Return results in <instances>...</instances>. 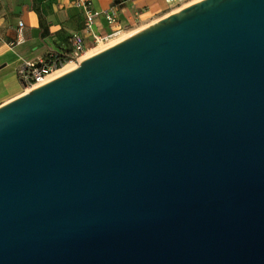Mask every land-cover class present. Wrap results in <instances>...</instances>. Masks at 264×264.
I'll use <instances>...</instances> for the list:
<instances>
[{"label": "water", "instance_id": "water-1", "mask_svg": "<svg viewBox=\"0 0 264 264\" xmlns=\"http://www.w3.org/2000/svg\"><path fill=\"white\" fill-rule=\"evenodd\" d=\"M0 264H264V0H199L1 105Z\"/></svg>", "mask_w": 264, "mask_h": 264}, {"label": "crops", "instance_id": "crops-1", "mask_svg": "<svg viewBox=\"0 0 264 264\" xmlns=\"http://www.w3.org/2000/svg\"><path fill=\"white\" fill-rule=\"evenodd\" d=\"M85 1L0 0V106L26 92L18 77L22 65L46 59L51 53L71 56V34L83 35L90 52L95 46L93 35L118 32L130 36L188 6L172 7L165 0H91L100 13L91 34L80 6ZM111 12L116 13L112 23L107 18ZM20 22H24L22 43L16 44Z\"/></svg>", "mask_w": 264, "mask_h": 264}, {"label": "built area", "instance_id": "built-area-1", "mask_svg": "<svg viewBox=\"0 0 264 264\" xmlns=\"http://www.w3.org/2000/svg\"><path fill=\"white\" fill-rule=\"evenodd\" d=\"M168 4L180 1V5L187 4L188 6L194 3L196 0H165ZM198 1V0H197ZM80 6L83 9L85 15V28L88 33L93 34V28L96 24L97 18L100 13L93 8L91 0L81 2ZM110 23L116 20V13L111 12L107 15ZM24 29V22H20L17 28L18 39L16 44L22 43V31ZM119 33L116 32L110 36L93 35L95 46L93 49L102 45L108 44V42ZM70 43L73 48L71 57L72 60L66 62L58 57L56 54L51 53L46 59L36 62H27L18 70V77L25 86L26 92L44 85L52 80V77L59 72L66 64L76 63L79 64L89 52L85 38L79 33H73L70 35Z\"/></svg>", "mask_w": 264, "mask_h": 264}, {"label": "bare ground", "instance_id": "bare-ground-1", "mask_svg": "<svg viewBox=\"0 0 264 264\" xmlns=\"http://www.w3.org/2000/svg\"><path fill=\"white\" fill-rule=\"evenodd\" d=\"M126 37H128V36H126ZM126 37H124V38H126ZM124 38H122V39H124ZM122 39H120V40H122ZM120 40H118V41H120ZM106 45V44H105ZM105 45H102V46H100V47H97V48H95L94 50H92V51H90L91 52V54L89 55V56H93L94 54H96V53H98V52H100V51H102V50H104L105 48H107V46H105ZM109 47V46H108ZM90 52H88L87 54H89ZM88 56V55H87ZM86 56V57H87ZM86 57H84L83 59H82V61H84L85 59H86ZM78 65L79 64H76V63H68V64H66L59 72H57L53 77H52V80L53 79H56V78H58V77H60V76H62V75H64V74H66V73H68V72H70V71H72V70H74V69H76L77 67H78Z\"/></svg>", "mask_w": 264, "mask_h": 264}, {"label": "rangeland", "instance_id": "rangeland-1", "mask_svg": "<svg viewBox=\"0 0 264 264\" xmlns=\"http://www.w3.org/2000/svg\"><path fill=\"white\" fill-rule=\"evenodd\" d=\"M183 1V0H182ZM180 4V1H178V2H174V3H172V7H175V6H178ZM127 35H125V34H118L117 36H115V37H113L109 42H108V44H106L105 46H111V45H113V44H115L116 42H118V40H120V39H122V38H124V37H126ZM129 36V35H128ZM91 54V52L89 53V54H87L86 56V59L87 58H89V57H91V56H89ZM25 93V91H23L22 92V94H24Z\"/></svg>", "mask_w": 264, "mask_h": 264}, {"label": "trees", "instance_id": "trees-1", "mask_svg": "<svg viewBox=\"0 0 264 264\" xmlns=\"http://www.w3.org/2000/svg\"><path fill=\"white\" fill-rule=\"evenodd\" d=\"M57 56L60 57L61 59L65 60L66 62H69L72 60L71 56H59V55H57Z\"/></svg>", "mask_w": 264, "mask_h": 264}]
</instances>
